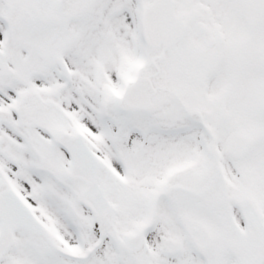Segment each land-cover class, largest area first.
I'll return each mask as SVG.
<instances>
[{
  "label": "snow or ice",
  "instance_id": "obj_1",
  "mask_svg": "<svg viewBox=\"0 0 264 264\" xmlns=\"http://www.w3.org/2000/svg\"><path fill=\"white\" fill-rule=\"evenodd\" d=\"M0 264H264V0H0Z\"/></svg>",
  "mask_w": 264,
  "mask_h": 264
}]
</instances>
